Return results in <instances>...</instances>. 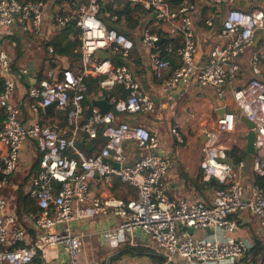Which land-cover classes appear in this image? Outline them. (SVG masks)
<instances>
[{
  "label": "built area",
  "instance_id": "1",
  "mask_svg": "<svg viewBox=\"0 0 264 264\" xmlns=\"http://www.w3.org/2000/svg\"><path fill=\"white\" fill-rule=\"evenodd\" d=\"M239 1L65 0L57 3L53 24L57 28L78 29L79 43L74 50L80 55V69H47L40 80L28 87L30 107L36 110L54 104L74 126L73 135L86 132L88 139H96L100 131L103 141L99 150L87 154L77 146L74 136H67L55 126L39 122L23 124L19 108L11 102L15 79L2 39L16 23L24 32H36L42 23L44 1L0 0V108L4 113L0 142L5 148L0 151V191L17 167L21 145L31 139L38 153V168L28 189L36 209H26L21 216L38 234L34 240L26 237L24 229L16 225V214L6 213L7 202L0 195V264H29L37 256L41 264H79L81 240L71 231V224L98 214H111L119 219L117 232L106 230L103 237L138 233L167 262L178 258L186 264H234L250 253V241L229 235L238 229L233 216L245 211L255 216L264 230V185L253 183L245 196L241 173L244 163L239 161L234 165L232 159V163L227 159H230V135L242 112L253 123L255 133V151L250 158L252 174L264 176V72L259 63L264 61V0H242L243 4L238 5ZM126 2L141 5L147 17L151 16V22L148 19L141 22L140 43L148 54L151 73L162 80L164 93L170 94L194 79L201 86L211 87L216 98L223 102L231 89L229 111L218 115L213 124L200 126V133L205 136L199 165L202 178L209 181L213 177L216 181L210 204L169 199L164 176L170 162L153 152L159 146L158 136L122 119V116L155 111L154 101L142 91L127 66L133 40L115 27H108L101 17L116 21L113 10ZM105 3H111L112 10L102 14ZM220 5L226 9L218 27L212 14L203 17L206 33H213V39L207 56L200 61L194 14L201 6ZM152 22L164 27L171 38L164 44V56L156 52L162 37L154 31ZM258 36L262 52H251L248 59L252 76L236 85L242 58ZM97 50L108 52L109 59L95 56ZM169 57L177 58L176 66ZM113 58L120 63L114 64ZM88 75L98 77L100 91L121 87L124 93L112 96L105 111L93 106L80 125ZM170 132L176 142L183 141L177 125ZM129 141L142 151L133 161L127 153ZM106 159L119 166H112ZM114 175L134 189L135 197L91 194L92 181L108 185ZM187 229H211L212 233L196 237ZM58 251L63 254L64 262H51L48 253L54 252L53 258L57 259ZM259 264H264V257Z\"/></svg>",
  "mask_w": 264,
  "mask_h": 264
},
{
  "label": "crops",
  "instance_id": "2",
  "mask_svg": "<svg viewBox=\"0 0 264 264\" xmlns=\"http://www.w3.org/2000/svg\"><path fill=\"white\" fill-rule=\"evenodd\" d=\"M42 23L36 32H24L19 24H14L6 31L2 39L4 49L9 55L10 68L15 79V88L11 96V102L17 106L21 113V120L25 125H31L35 122L50 124L55 126L60 132L67 136H74L75 143L84 149L87 154H94L99 150L103 141L102 137L88 139L86 132H80L73 135L74 126L70 125L65 117V112L54 108L52 111H45L44 108L36 110L30 107L28 96V87L35 83L38 75H43L49 68L56 70L80 69V55L75 52L77 45L72 47L71 53L61 54L55 52L50 41L60 35L63 28H57L53 24L54 8L58 2L65 0H43ZM176 3L177 0H168ZM104 5V4H103ZM225 5L215 7H205L196 11L194 14V24L197 33V43L199 47L198 59L203 61L207 56L213 33H206V26L203 24V17L210 16L215 18V26L218 27L223 18ZM134 11L132 14H137ZM151 17V16H150ZM147 14H144L135 25L122 24L119 28L126 34L136 37L134 47L130 53V61L127 66L133 74L134 79L140 85V88L146 93L155 104L153 113H137L129 116H122L131 125H141L150 132L155 133L159 139V146L153 150L155 154L166 157L170 164L164 176L166 195L169 199H185L187 201L201 200L206 204L211 203L214 184L205 181L202 178L200 161L203 156V143L200 136V126L207 123L213 124L220 111L226 109L228 112L232 107L231 89L228 98L220 102L211 87L201 86L196 80L192 79L185 85L176 87L170 94L161 90L162 80L156 79L151 73L148 65V54L140 43L141 22L149 20ZM218 21V24L216 23ZM149 22H151L149 20ZM154 31L161 34L162 42L157 46L156 52L164 56L162 46L164 40L171 38L166 34L165 28L155 26L152 22ZM118 26V25H117ZM134 26V27H133ZM68 31L67 39L69 41L78 40V29L74 26ZM64 41V40H63ZM79 43V40H78ZM251 52H262L261 38L254 43L253 47L247 50L242 58L239 75L236 85L242 84L252 76L248 59ZM172 65H177L176 57H169ZM260 68L264 72V61L260 60ZM247 72V73H246ZM248 74L249 76H246ZM167 76V75H166ZM97 78L92 75L85 77L88 82V93L84 105V115L78 121L81 125L93 106L95 100L105 99L110 105L112 96H120V91L115 88L111 90L100 91L97 86ZM1 86V85H0ZM4 120L3 111L0 108V128ZM177 125L182 135L183 141L178 143L171 134L170 129ZM246 128L242 123H237L234 132L230 135L228 157L236 165L243 161L242 183L245 196L249 195L250 186L254 183V176L250 167V158H240L233 160L232 151H245ZM72 132V133H71ZM87 143H89L87 145ZM85 148H84V146ZM127 153L130 160L137 159L142 151L139 150L132 141L127 143ZM5 148L0 142V151ZM238 153V152H237ZM246 153V151H245ZM247 154V153H246ZM38 159V153L33 140L28 139L24 142L18 152L17 167L9 177L8 184L0 191V195L6 199V213L16 214V225H20L29 240H34L37 236V230L27 222L22 221L21 216L24 210L32 207L33 201L28 195L33 174V163ZM33 168V169H32ZM91 194L101 196H114L127 199L135 197L134 189L127 183L122 182L117 176H113L108 185L96 184L92 181L89 185ZM24 198V199H23ZM32 201V204L28 202ZM238 223V229L232 233L233 238H242L252 243L250 253L240 259L238 264H259L264 257V230L258 220L249 211L243 212L239 216H233ZM119 219L111 214H98L89 220H83L71 224V231L79 235L81 245L78 252L79 264H186V262L176 258L169 262L154 249L146 244L140 234L114 233L111 238L103 237L106 230L116 231ZM179 230H182L180 227ZM187 232L196 237L207 236L212 233L211 229H187ZM127 247H143L148 249L142 254L130 251ZM51 262L63 263L65 258L61 251H58V257L53 258V253H48ZM261 256L259 262L255 261L256 255Z\"/></svg>",
  "mask_w": 264,
  "mask_h": 264
},
{
  "label": "trees",
  "instance_id": "3",
  "mask_svg": "<svg viewBox=\"0 0 264 264\" xmlns=\"http://www.w3.org/2000/svg\"><path fill=\"white\" fill-rule=\"evenodd\" d=\"M178 1L179 0H177L175 2H178ZM110 10H112L111 3H105L102 6V8H101V13L103 14L105 11H110ZM113 11H114V13L117 14V20L116 21L113 22V21H110V20H108L107 18H105L103 16H101V17L106 22V24H107L108 27L113 26L116 29H118L119 31H122L120 29L121 28L120 26L122 24H126V25H129L130 26V19H131V16L133 15L132 13L134 11H137L138 12L137 13L138 14L137 17H139L141 15L140 13H142V14H146L147 13L146 10H144V9L141 8V5H139V4H132V3H129V2L124 3L122 6H119L118 8L114 9ZM141 17H142V15H141ZM137 22H138V20H137ZM71 30H72V28L71 27H68V26L65 27V28H63L62 31H61V33H60V35L54 37L53 40L50 41V44L53 45V47L55 49V52L61 53V54L62 53L63 54H69V53H71L72 47H74L75 45L78 44V40L77 39L74 40V41H72V42L67 39V37H66L67 36V33H68V31H71ZM126 35L128 37H130L133 40V43L135 44V41H136L137 38L134 37L131 34H128V33H126ZM163 42L165 44L168 41L167 40H164ZM163 48H164V46H162V48H161L162 49V53H164ZM112 61H113L114 64H119L120 63V61L118 59H115V58H113ZM40 78H41V75H38L36 81L40 80ZM86 83H87V85L89 87L88 82H86ZM115 89L117 91H120L121 95H123L124 92H123V90H122L121 87H116ZM3 116H4V113H3ZM98 137H101V132L100 131L98 132ZM84 148H85V146H84ZM230 153H232L233 160H238L240 158H248L249 157V155L246 154L245 151H237V150L233 149L232 151H230ZM33 168H32L33 171L35 169L37 170V168H38V161H36V162L33 163ZM254 183L259 184V185H264V176H256L254 178ZM214 185H216V184H214ZM28 202L32 204V201L31 200H28ZM30 209H33V210L36 209L35 205H33L32 207H30ZM127 248L130 251L137 252L138 254H142L145 251H148V249L143 248V247H140V248L139 247H135V248H133V247H127ZM29 264H41L40 257L39 256L35 257ZM234 264H238V263H234Z\"/></svg>",
  "mask_w": 264,
  "mask_h": 264
},
{
  "label": "water",
  "instance_id": "4",
  "mask_svg": "<svg viewBox=\"0 0 264 264\" xmlns=\"http://www.w3.org/2000/svg\"><path fill=\"white\" fill-rule=\"evenodd\" d=\"M242 4H243V1L240 0L238 2V5H242ZM235 6H236V4H233V7H235ZM216 23L218 24V21ZM258 39H259V36L256 38L255 43L258 41ZM95 56L100 57V58H103V59H109V56L110 55L106 51L97 50L95 52ZM95 104L98 105V106H100L101 107L100 109H102L103 111L107 110L110 107V105H107L106 106V104H108V103H107V101L104 98L103 99L95 100ZM44 110L45 111H49V110L52 111V110H54V104L53 105H50V106L44 107ZM225 110L226 109L221 110L220 111V114H222L223 112H225ZM238 121H239V123H242L245 126L246 130H247L246 133H245V135H244V139H245V151H246V153L248 155H252L254 153V151H255L254 145H253L254 137H255V133L252 130L253 123L250 120H248L242 112L239 115ZM200 138H201L202 141L205 140V136L204 135H201ZM88 144L89 143H87V145ZM106 161L109 162L114 167H118L119 166L117 162H114V161H112L110 159H106ZM227 161L229 163H232L231 159H227ZM209 182L211 184H215L216 183V181H215V179L213 177L210 178ZM188 230H190V229H188Z\"/></svg>",
  "mask_w": 264,
  "mask_h": 264
},
{
  "label": "rangeland",
  "instance_id": "5",
  "mask_svg": "<svg viewBox=\"0 0 264 264\" xmlns=\"http://www.w3.org/2000/svg\"><path fill=\"white\" fill-rule=\"evenodd\" d=\"M142 16L144 15V14H142V13H140ZM141 15L139 16V17H137L138 16V14H133L132 16H131V19H130V25L132 26V25H135V23L137 22V20H140L141 19ZM136 18V19H135ZM134 27V26H133ZM247 73V72H246ZM246 76H249L248 74H246ZM257 257L255 258V261L258 263L259 262V260H260V258H261V256H260V254L259 255H256Z\"/></svg>",
  "mask_w": 264,
  "mask_h": 264
}]
</instances>
